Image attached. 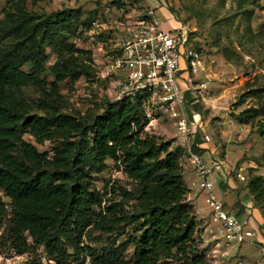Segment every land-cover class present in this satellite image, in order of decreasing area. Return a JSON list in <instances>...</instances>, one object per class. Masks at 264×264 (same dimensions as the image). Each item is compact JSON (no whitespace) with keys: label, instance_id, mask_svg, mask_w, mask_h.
I'll use <instances>...</instances> for the list:
<instances>
[{"label":"trees","instance_id":"obj_1","mask_svg":"<svg viewBox=\"0 0 264 264\" xmlns=\"http://www.w3.org/2000/svg\"><path fill=\"white\" fill-rule=\"evenodd\" d=\"M78 14L64 9L0 20V191L10 200L8 211L0 200V222L8 217L0 246L18 254L42 247L55 264H84L86 258L92 264H208L195 239L198 222L178 153L168 141L142 135L140 100L105 99L102 112L92 118L61 112L59 83L95 73L90 52L69 42ZM47 49L56 60L46 68ZM45 70L53 81L40 76ZM185 106L190 118L199 110L188 91ZM261 112L250 107L237 119L248 124ZM256 124L264 135V120ZM25 134L37 143L53 142L52 155L26 142ZM200 143L196 134L192 151L203 155ZM108 159L132 187L122 189L119 201L102 206L90 174L103 171ZM254 183L251 191L257 195ZM127 228L124 241L116 245L113 239L100 253L81 245L85 229L112 234ZM130 246L134 260L126 261Z\"/></svg>","mask_w":264,"mask_h":264},{"label":"rangeland","instance_id":"obj_2","mask_svg":"<svg viewBox=\"0 0 264 264\" xmlns=\"http://www.w3.org/2000/svg\"><path fill=\"white\" fill-rule=\"evenodd\" d=\"M145 2L154 8L161 20L169 22L171 30L184 32L186 45L196 51L195 68L189 69L187 75L190 78L188 92L193 103L199 107V110L191 111L192 117H196L202 125L197 135L199 138L204 135L210 137L204 145L207 152L205 156L218 163L214 176L220 175L219 181L224 185L223 191L227 192L229 203L231 199L234 200V213L248 205L249 210L254 209L260 215L255 230L263 228L264 135L258 132L256 122L264 120V0ZM64 9L79 11L75 35L69 42L78 50L90 52L95 73L90 78L80 77L75 82L67 79L59 83L61 112L92 118L102 112V103L107 99V84L96 80V72L119 51L122 31L115 26V21L125 11L121 1L0 0V20L25 12L43 15ZM92 21L98 24L94 30L90 28ZM46 52L49 53V50ZM48 56L46 68L56 60V54L49 53ZM24 71L31 72L33 68L25 66ZM40 76L48 83L53 81L47 70ZM31 90L28 87L29 93ZM250 107L263 108V112L252 122L241 124L237 119L238 114ZM154 131V136L168 141L169 149L178 153L180 163L188 162V155L177 140L171 121L162 118ZM23 139L39 152L52 155L53 142L37 143L27 134ZM105 163L103 171L90 174L91 189L102 194V206L119 201L122 189L132 187L121 167L109 159ZM253 181L257 186V195L251 191ZM0 200L5 203L8 211L10 200L1 191ZM7 218L5 216L0 222V235L6 228ZM128 233L130 228L112 234L85 229L81 245L100 253L113 239L116 245L124 241ZM65 247L67 252H72L70 245ZM246 247L251 253V260L261 264L257 248L251 245ZM12 253L8 245L0 246V264H5L4 259ZM43 255V248L38 247L35 251L24 253L23 259L26 264H41ZM123 257L126 261L134 260L132 246L124 252Z\"/></svg>","mask_w":264,"mask_h":264},{"label":"built area","instance_id":"obj_3","mask_svg":"<svg viewBox=\"0 0 264 264\" xmlns=\"http://www.w3.org/2000/svg\"><path fill=\"white\" fill-rule=\"evenodd\" d=\"M120 1L126 12L115 21V26L122 31L119 51L96 72V80L107 84L106 97L109 100H140L144 117L142 135L155 134V127L162 118L171 121L175 136L184 146L189 164L199 178L198 188L205 195L211 219L218 224L212 257L226 258L235 246L257 238L261 239L258 243L264 264V227L255 230L249 215L237 218L216 199L213 177L218 163L192 151L195 135L202 125L196 117H189L185 93L190 88L187 71L194 69L197 62L196 51L186 45L184 32L162 27L163 21L145 2L147 0ZM97 26V22L92 21L90 28L94 30ZM209 140L210 137L204 135L198 146L203 148ZM23 256L24 253L13 252L4 259L5 264H26ZM41 264L55 262L44 253ZM84 264L92 263L86 258Z\"/></svg>","mask_w":264,"mask_h":264},{"label":"crops","instance_id":"obj_4","mask_svg":"<svg viewBox=\"0 0 264 264\" xmlns=\"http://www.w3.org/2000/svg\"><path fill=\"white\" fill-rule=\"evenodd\" d=\"M168 23L166 21L165 22L163 21L162 27L165 30H171L172 28V26H170ZM204 145L206 146V144ZM205 146L203 147V149L206 148ZM206 154L207 152L204 151L203 155L205 156ZM180 165L182 167V177H183L184 183L188 187L187 200L191 203L193 210H194L195 217L198 222L196 232L194 235L196 239H197L196 236H198L197 240H199L198 241L199 250H201L203 254L206 256L207 263L208 264H255L257 263L251 260V253L246 247V245L254 246L255 248H257L256 250H258V252L260 253V256L262 257V253L260 251V243H258L261 239H257V238L249 240L243 243L242 245L235 246L234 248L231 249L230 255L226 258H223L219 255L214 258L212 257V250L213 248H215V243H216L218 224L213 222L211 219L210 207L205 202L204 193L198 188L199 178L197 177L195 172L192 170L191 165L189 164V161L183 164L180 163ZM213 178H214L213 193L216 199L220 200L224 204L225 208L236 216V213H234V211L232 210V208L234 207V200L231 199V202L229 203L228 196H227L228 194H226L227 193L226 191H223L224 185L220 183L219 181L221 179L220 175L217 174ZM248 208H249L248 205H246L243 210V213L240 216H236V217L241 218L245 215H249L251 217L252 227L255 229L257 228V225L260 222V219H259L260 215L258 214L256 210L254 209L249 210ZM232 257L233 259H231ZM260 262L261 264H263L262 258Z\"/></svg>","mask_w":264,"mask_h":264}]
</instances>
